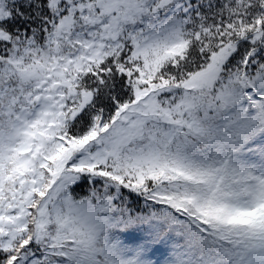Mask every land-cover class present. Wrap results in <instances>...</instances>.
I'll use <instances>...</instances> for the list:
<instances>
[{"label": "snow or ice", "instance_id": "snow-or-ice-1", "mask_svg": "<svg viewBox=\"0 0 264 264\" xmlns=\"http://www.w3.org/2000/svg\"><path fill=\"white\" fill-rule=\"evenodd\" d=\"M0 264H264V0H0Z\"/></svg>", "mask_w": 264, "mask_h": 264}]
</instances>
